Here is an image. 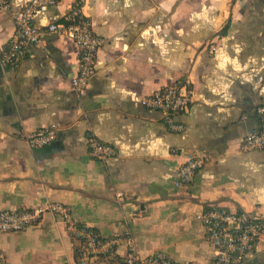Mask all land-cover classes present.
I'll return each mask as SVG.
<instances>
[{"label":"crops","instance_id":"obj_1","mask_svg":"<svg viewBox=\"0 0 264 264\" xmlns=\"http://www.w3.org/2000/svg\"><path fill=\"white\" fill-rule=\"evenodd\" d=\"M28 1L10 0L0 14V58L13 14ZM77 3L103 38L83 94L70 82L78 47L63 34L44 32L17 66L0 61V210L58 201L103 237L128 230L140 256L162 250L182 264H213L199 212L216 205L264 216V150L240 149L264 103V0H61L39 8L34 24L62 21ZM178 84L192 96L176 133L142 100ZM51 125L50 144L31 148L23 140ZM89 135L116 155L92 158ZM191 153L205 164L180 185ZM78 245L50 212L24 231H0L7 264H78ZM241 264H264V245Z\"/></svg>","mask_w":264,"mask_h":264},{"label":"built area","instance_id":"obj_2","mask_svg":"<svg viewBox=\"0 0 264 264\" xmlns=\"http://www.w3.org/2000/svg\"><path fill=\"white\" fill-rule=\"evenodd\" d=\"M60 2L61 0H29L14 12V32L7 49L1 54L0 61L3 65L17 66L30 47L42 42L44 32L63 34L72 40L79 50L78 69L70 82L74 92L81 95L87 89L95 71L96 56L103 44V38L96 34L91 20L83 13L79 3L70 9L62 21L51 22L43 28L34 24V15L39 8L57 6ZM10 3V0H0V14L10 11ZM208 48L214 51L216 46L211 42ZM191 96L192 89L188 84L168 85L153 90L142 102L148 108L160 111L168 130L177 133L184 130V124L177 118L187 111ZM256 113L259 124L242 140V151L264 150V103L256 108ZM56 133L57 128L54 125L40 127L26 132L23 140L31 148H41L50 144ZM87 146L90 156L101 162H106L116 155V150L111 144L92 135L87 138ZM176 152L174 150V153ZM204 164L205 159L202 156L189 154L178 171L180 185L191 183ZM122 197L121 192L116 194L119 200ZM47 212L60 218L66 230L80 241L78 264H110L113 258L118 259V264H182L162 250L140 256L128 230L103 237L89 226L77 223L69 206L58 201L18 210H0V231H24L40 224ZM196 218L202 224L206 238L215 246L213 264H241L259 243L264 245V216L257 212L243 209L230 211L211 205L199 212ZM120 246H124L125 251L122 255H117L116 251ZM0 264H7L2 251Z\"/></svg>","mask_w":264,"mask_h":264},{"label":"trees","instance_id":"obj_3","mask_svg":"<svg viewBox=\"0 0 264 264\" xmlns=\"http://www.w3.org/2000/svg\"><path fill=\"white\" fill-rule=\"evenodd\" d=\"M79 252H80V247L79 245L76 247L75 250V256L77 257V259L79 258ZM110 264H118V259L117 258H113L110 262Z\"/></svg>","mask_w":264,"mask_h":264}]
</instances>
